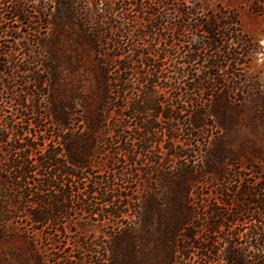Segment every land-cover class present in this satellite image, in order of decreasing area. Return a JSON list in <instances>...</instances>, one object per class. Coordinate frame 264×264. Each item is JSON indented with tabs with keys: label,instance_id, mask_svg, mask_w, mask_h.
Wrapping results in <instances>:
<instances>
[{
	"label": "trees",
	"instance_id": "trees-1",
	"mask_svg": "<svg viewBox=\"0 0 264 264\" xmlns=\"http://www.w3.org/2000/svg\"><path fill=\"white\" fill-rule=\"evenodd\" d=\"M120 1L122 9L106 7V15L98 13L92 27L100 47L105 39L112 42L107 61L96 57L101 49L95 45L99 92L82 94L78 112L68 104L38 110L33 117L38 106L27 95L30 88L17 87L14 76L24 78L23 86L33 84L42 91L40 95H46V65L35 59L32 47L50 23L53 5L48 0H0V48L6 43L0 50V95L4 94L0 99V240L18 229L25 234L27 222L36 230L52 225L62 233L63 219L72 218L78 202L90 213L130 216V220L133 212L138 213L140 199L133 197L130 187L122 189L115 183V175L127 183L150 176L156 183L149 186L145 201L164 203L174 214L182 213L170 264H264V167L240 165L253 177L246 178L224 170H199L196 165L188 171L184 165L179 171L193 175L186 183L179 181L177 173L167 172L163 161L187 159V153L165 147V142L181 138L180 124L190 130L189 118L198 105L227 92L233 83L237 86L238 77L227 78V70H238L246 63L241 57L249 52L239 37L237 13L210 11L197 0ZM246 2L264 16V0ZM129 8L133 15L126 13ZM116 12L121 16L112 14ZM129 36L137 42H119V37ZM166 36L168 42L156 41ZM15 46L22 49L21 57L16 56ZM166 56L171 58L167 64ZM170 69L175 78L168 74ZM11 106L15 112L8 109ZM188 135L200 140L192 130ZM104 136L109 155L103 163L110 165V171L105 181L84 183L85 193L80 195L86 169L94 166L99 152L96 144ZM147 154L158 160L141 173L136 158ZM204 174H209L212 189L202 197L193 187ZM233 176L240 180L237 185L229 180ZM159 188L162 201L152 193ZM123 220L117 256L120 264H137L141 223L135 226ZM153 245L157 251L158 239ZM24 260L42 264L30 247Z\"/></svg>",
	"mask_w": 264,
	"mask_h": 264
},
{
	"label": "rangeland",
	"instance_id": "rangeland-1",
	"mask_svg": "<svg viewBox=\"0 0 264 264\" xmlns=\"http://www.w3.org/2000/svg\"><path fill=\"white\" fill-rule=\"evenodd\" d=\"M105 1L102 3L100 0H48L53 5L50 23L39 34V40L35 42L36 47H32L36 52L35 59L44 61L46 65L45 68L42 66L46 76V95H40L42 91L34 88L33 84L23 86L24 78L19 77L20 75L14 76L17 87L30 88L27 95L31 103H36L38 106L35 108L36 113L34 112L33 117H36L38 110L48 111L54 106L58 108L68 104H71L78 112L81 109L80 96L82 94L99 92L101 72L95 60V45H99L101 49V53H96V57L107 61L111 59L112 42L105 39L106 44L102 42L100 47V41L93 39L92 27L96 23L98 13H103L104 16L106 7L120 8L122 3L120 0ZM142 1L150 0H124L126 3ZM197 1L204 9L210 11L218 12L220 9L227 12L235 11L241 29L239 37L245 41V47L249 49V52L246 58L241 57L246 63L238 70L233 68L227 70V78L237 79L238 77V84L235 83L237 86L234 88L233 83L227 88V92L202 106L198 105L192 111L191 119L189 118L190 130L180 124L178 129L181 138L175 142H165V147L175 146L178 152L184 151L188 154L187 159L165 158L163 160L165 168L167 172L177 173L179 181L186 183L190 182L193 175L190 172L179 171L180 166L184 165L188 167V171L196 165L199 170H224L225 173L231 172L240 174L242 177L245 175L246 178L252 177L250 171L245 167L240 168V165L251 164L264 167V16L251 7L246 0ZM125 7H130V4H125ZM130 9L126 10V13L133 15ZM112 14L121 16L122 13ZM104 21L112 22V19L103 18ZM131 40L137 42L135 37H119V42L124 45L129 44ZM168 40L170 37L166 36L156 41L163 44ZM5 44H2L1 51L4 50ZM15 47L16 56L21 57L22 49L19 46ZM103 47L104 50H102ZM170 60V57H164L166 64ZM168 74L175 78L171 69ZM2 97L4 94L0 95V99ZM8 109L15 112L12 106ZM194 124L201 125L196 127ZM77 125L74 124L75 127ZM191 130L198 134L200 140L198 138L195 140L194 135H188ZM104 140L106 136L96 144L99 152L93 162L94 166L86 169V177L80 186L82 188L78 189L80 195L85 193L84 183H89L90 180L105 181L110 171V165L103 163L109 155L106 150L108 146L103 143ZM160 157L163 156L160 155ZM120 159L119 166H123L124 159ZM136 159L141 173L142 169H152V162L155 159L158 160L150 154L140 155ZM130 169L128 165L125 167L127 172ZM159 171H157L158 175L162 173ZM125 177H127L126 174ZM144 179L146 181L138 178L136 182L127 183L123 181V176L115 175V183H118L122 189L130 187L133 197L140 199V202L136 201L140 206L138 213L134 215L136 213L133 212L130 220V216L117 218L90 213L87 209H81L85 206L78 202L76 206L78 210L72 218L63 219L66 227L62 233L56 231L52 225L36 230L34 224L27 222L23 228L27 229L25 234L21 235V229H18L19 233L16 231L10 238L1 239L0 264H26L25 253L29 247L32 252L34 251L36 258L39 257L42 264H120L117 250L121 240L118 234L121 230L118 227L124 225L125 220L123 219L132 221L135 226L141 223L140 234L135 246L137 264H170V256L176 246L177 227L182 213L178 210L174 214L175 211L164 203L145 201L150 192L149 186L154 187L156 180L150 176ZM229 180L234 185L240 182L238 176H233ZM149 181H152V184H149ZM209 181V174L199 176V181L194 184L193 188L199 190L202 193L201 196L205 197L206 193L212 189ZM160 191H162L161 188L153 189L152 192L158 201H162V196L158 194ZM157 239L160 246L155 251L153 242ZM153 252L156 254L152 255Z\"/></svg>",
	"mask_w": 264,
	"mask_h": 264
}]
</instances>
